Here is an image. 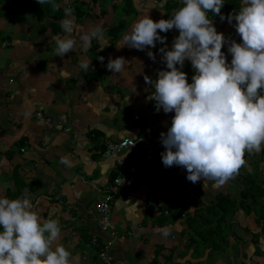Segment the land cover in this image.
Wrapping results in <instances>:
<instances>
[{
    "label": "crops",
    "instance_id": "crops-1",
    "mask_svg": "<svg viewBox=\"0 0 264 264\" xmlns=\"http://www.w3.org/2000/svg\"><path fill=\"white\" fill-rule=\"evenodd\" d=\"M34 1L0 0V197L18 199L26 194L41 222L58 221L61 228L58 243L71 253L70 264H103L98 258L99 246L110 237L99 230L95 205L114 176V161L104 154L106 145L137 136L161 145L159 134L167 132L174 112L165 114L162 109H155L154 102L148 99L154 89L145 83L144 77L155 80L158 71L168 70L158 50L165 46L171 50L178 33L174 28L168 33H159L166 37L165 45L157 42L155 48L139 51L124 43V32L119 43L113 47L108 44L110 51L103 63L91 62L97 79L89 81L88 72L80 64L87 62L88 57L93 58V54L77 48L64 57L56 56L55 37L66 38L67 34L52 35L50 19L39 22L33 18ZM166 1L133 0L137 16L128 23L134 24L152 14L163 19ZM239 4L241 8L242 0ZM96 8L98 12L93 8V17L76 22L85 32L95 25L107 30L117 23V13L110 10L101 17L99 7ZM211 15L208 16L218 33L229 42H242L233 26L235 20L229 24ZM16 35L26 37L20 40ZM97 41L100 48L95 54L106 44ZM228 46L225 44L221 51L230 64L232 56ZM147 51L154 53L155 61L149 59ZM109 57L125 58L127 62L121 73L113 74L106 68ZM139 58L145 59L141 65ZM144 64H150L147 72L139 69ZM45 67L47 70L41 69ZM180 70L191 83L195 73L190 61L185 60ZM115 83L121 86L122 95L116 91ZM160 153L154 155L139 183L123 191L114 201L110 220L117 237L110 250L111 264L115 261L150 264L156 253H159L157 264H264V227L256 221L258 214H264L259 212L262 210L259 200L256 198L254 203L256 213L253 210L245 215L241 196L245 188L229 187L230 182L236 183L241 172L250 173L249 168L256 166L255 163L261 171L264 169V147L259 153H245V164L223 185H216L212 180L189 182L183 167L165 168ZM65 157L70 161L67 166L61 163ZM104 157L106 160H102ZM119 157L127 163L138 164L143 153L141 148L127 149ZM161 193L167 194L169 202L179 199L186 202L185 208L179 204L181 213L168 217L172 218L171 222L162 223L163 220L151 213V197ZM218 202L226 203V208L236 207L230 225L233 235L230 237V232L226 235V245L218 236H212L209 241H217V253L206 247L201 255L194 257L197 242L192 234H197L194 227H199L189 220L195 222V218L206 217L213 208L210 212L214 217H208L210 223L221 226L227 219L224 211L221 213L222 210L214 207ZM163 230L169 231L167 237L162 234ZM252 233L257 235L250 237ZM92 238L97 239V245L91 242Z\"/></svg>",
    "mask_w": 264,
    "mask_h": 264
},
{
    "label": "clouds",
    "instance_id": "clouds-1",
    "mask_svg": "<svg viewBox=\"0 0 264 264\" xmlns=\"http://www.w3.org/2000/svg\"><path fill=\"white\" fill-rule=\"evenodd\" d=\"M37 2L50 4L53 10L61 7L54 0ZM181 4L168 19L154 22L148 15L138 19L123 40L130 48L145 51L157 42L165 45L166 37L159 33L178 30L171 50L166 46L158 50L168 70L158 71L155 80L144 77L154 89L148 99L155 109L174 112L167 132L159 134L164 148L161 161L165 168L183 167L193 184L212 180L223 185L245 164V153H259L264 147V0H242L240 10L227 17L221 14L224 0H181ZM64 5L60 26L67 37L55 39L56 56L77 48L87 51L93 39H104L101 26L85 32L76 24L68 0ZM209 13L229 24L235 20L242 42H229L218 33ZM225 44L230 64L221 51ZM146 54L155 61L152 51ZM98 59L103 63L104 57ZM185 60L194 69L191 83L180 70ZM126 62L124 57H109L106 68L119 74ZM80 67L87 72L91 61ZM61 163L67 166L70 161L65 157ZM33 207L26 194L18 199L0 197V264H70L71 253L58 243V221L41 222ZM162 234L167 237L169 231Z\"/></svg>",
    "mask_w": 264,
    "mask_h": 264
},
{
    "label": "trees",
    "instance_id": "trees-1",
    "mask_svg": "<svg viewBox=\"0 0 264 264\" xmlns=\"http://www.w3.org/2000/svg\"><path fill=\"white\" fill-rule=\"evenodd\" d=\"M239 1L240 0H224L223 10H221V14H223L225 17H227V15L229 13H232L233 11L240 9ZM54 2L61 5L59 10H53L50 4H47V3L39 4L37 2V0H35L32 3V13L34 14V16L36 17V19L39 22H43L45 19L51 20L49 22V26L52 30V35L63 34L64 31L62 30V28L60 26V21L64 18L63 9H64L65 5H64L63 0H54ZM92 5H96L99 7V9H100L99 14L101 17L106 16L110 12V10H112L113 13H117V16L119 17L117 20V23L115 25H113L112 27L108 28L106 31L107 35L111 38V39H109V42L111 41V43H112L111 46L113 47L116 44V42L121 38V35H123V33L125 32V29L128 25V22H131V20L135 19L137 16V11L134 8L133 0H74L71 3L68 2L67 6H70L73 9V15L76 18V22H79L84 18L93 17L95 15L93 12ZM181 6H182L181 3H174L173 0H169V1L167 0L165 5L163 6V10H164L163 19L170 18L173 10L178 9ZM109 7H110V9H109ZM211 17L213 19H220V16H218V15H211ZM224 21H227V19H225ZM42 26L44 27V24ZM176 31L179 35L178 30H176ZM99 48H100V44L98 43V41L96 39H93L91 42V47L88 49V51L94 55L95 52L97 50H99ZM92 66H94L93 63H91V67L87 71L88 73H86V79L89 81H91V80L93 81L94 79H97V77L93 73L94 67H92ZM138 148H140V147H138ZM247 174L251 175L250 173H247ZM114 176L112 177V179L114 178ZM112 179H111V181H112ZM28 187L30 188V185H28ZM241 196L243 199L242 211L244 213H246L245 215H249L253 212V208H254L253 193L251 191H249L247 188H245L242 191ZM248 198H251L250 203L248 202ZM223 201H225V200H223ZM179 204H181V206L183 208L186 207V202L184 201V199H179V201H173V202L170 201L168 203L169 207L174 209L172 215L177 213V212L181 213V210L179 208ZM225 204L226 203L218 202L214 207L216 209L222 210L221 213H223V211H224V213L226 215L228 214V212L232 213V215H233V213H234L233 211H235L236 207L235 208H232V207L226 208ZM183 208H182V211H183ZM224 208H226V210H224ZM210 210L214 211L213 208L209 209V214H207L206 217L201 218L203 220H202V223H199L198 229L202 230L201 231L202 234H203V232H205L207 234L206 238L208 241L205 240V241H207L206 247L211 248V250H216L219 248V247H215L217 245V241H209L211 239V237L212 236H218L222 242H224V240H226L225 239L226 237L222 236V230L219 229V227H220L219 224L218 225L215 224L216 226L211 225L210 218H208L210 216V213H211ZM259 212H264V211L260 210ZM221 215H223V214H221ZM221 215H220V217H221ZM226 215H224L225 218H226ZM213 217L214 216H212V213H211V218H213ZM158 219L163 220L162 223L172 221L171 220L172 218L170 219L168 217L167 218L162 217V218H158ZM256 221L258 222V224L262 223V227H264L263 226L264 225V214H258L256 217ZM189 222L192 224L194 223L193 220H189ZM206 224L208 226H204ZM194 241H196V240L194 239ZM158 255H159V253L155 254V257L150 264H157V256Z\"/></svg>",
    "mask_w": 264,
    "mask_h": 264
},
{
    "label": "built area",
    "instance_id": "built-area-1",
    "mask_svg": "<svg viewBox=\"0 0 264 264\" xmlns=\"http://www.w3.org/2000/svg\"><path fill=\"white\" fill-rule=\"evenodd\" d=\"M37 117L40 118L41 115L37 114ZM138 147L141 148L143 153V159L140 163H127L119 157L121 151ZM163 151L162 145H155L149 138L142 136L122 138L116 142L107 143L104 154L113 159L115 176L105 186L103 196L95 207L99 230L110 237L107 242L98 245V258L103 264H111L113 259L110 250L117 237V231L110 220V214L115 199L121 196L123 191L134 188L144 176L147 166L154 159V155ZM21 152H23V149H21ZM189 185L190 183L187 182L185 186L188 187ZM168 203L169 199L166 193L152 195L150 203L152 215L156 218L169 217L174 209L170 208ZM91 242L97 245L96 238H92Z\"/></svg>",
    "mask_w": 264,
    "mask_h": 264
},
{
    "label": "rangeland",
    "instance_id": "rangeland-1",
    "mask_svg": "<svg viewBox=\"0 0 264 264\" xmlns=\"http://www.w3.org/2000/svg\"><path fill=\"white\" fill-rule=\"evenodd\" d=\"M177 1H179V0H173L174 3H178ZM92 7L95 8V11L96 12H98V8H96V5H92ZM32 17L35 18L34 14H32ZM149 18L152 19L154 22L160 20L154 14L149 15ZM44 26H45V24H44ZM132 26H133V24L128 23V25H127V27L125 29V33H124L125 35L131 33ZM103 30H104V39L103 40H100V43L103 44V43L106 42V44H104L102 46V48L100 49V51L97 52V54H94L93 55V58L92 57H88V61L93 62V60H95V61H97V62L100 63L98 57H105L106 56V53L108 51H110L108 44L112 45L111 41L109 42V39H111V38L110 37H107V35H106L107 34V32H106L107 30L106 29H103ZM15 37L18 38V39H20V40L21 39L23 40V38L26 37V36H24V35H16ZM57 37H60V36H57ZM57 37H55V38H57ZM106 39L108 40V42H107ZM118 43H119V41H118ZM113 53H114V55H116V51H113ZM40 57H42V56H40ZM77 57L78 56H76V58ZM44 60H45V58H44ZM144 60H145L144 58H139V60H138L139 64L140 65L143 64ZM149 68H150V64H148V65H145L144 64L141 67H139V69H141L143 72H147ZM41 69L42 70H47L46 67L44 69L43 68H41ZM102 69H103V67H102ZM105 84L106 85H109L108 82L105 83ZM114 87L116 88V91L121 94V90H122L121 86H119V84L115 83V86ZM134 124H135V122H134ZM126 152H127V150L121 151L119 153V156L124 155V153H126ZM102 160H106V158L104 157ZM254 162H256V160ZM255 165L256 166H252L251 168H249L251 175H249L247 173L241 172L240 173V176L237 177L236 183L230 182L229 183V187L231 189H233V190L238 185H240L241 187L247 188L249 191H251V192L254 193V203H256V198H257L259 200V202H258L259 208H262V210H264V201L261 200V198H264V180H263L264 169L261 171V169L258 167L259 164L255 163ZM18 170H21V168H19ZM18 174H20L19 171H18ZM31 177L32 176L29 175V178H31ZM248 202H249V198H248ZM95 207H96V205H95ZM253 210H255V213H256V209H253ZM244 214H246V213H244ZM232 218H234L233 215H232V213H229L228 212V214L226 215V218H225V219H227V221H225L224 223H222L221 226L219 227V229L222 230V236L223 237H226V235L229 234L230 229L232 231V227H230V225L233 222L232 221ZM202 220L203 219H201V218H195V222H194L195 226H198L199 223L202 222ZM217 221H215V222H217ZM216 225H217V223H216ZM259 225H261V223H259ZM204 226H208V225L206 224ZM194 228L197 230L196 231L197 234H195V233L192 234V237L197 242V249L195 250L194 257H197V256L201 255V252L204 250V248H206L207 241L208 240L205 237V235H206L205 232H203V234H202L201 233L202 230H200V229H198L196 227H194ZM226 232H228V233H226ZM232 235H233V233L230 232L229 236L231 237ZM256 235L252 233L250 237H253V236H256ZM205 240H207V241H205ZM226 243H227V240H224V245H226ZM229 244L230 243H228V245ZM213 251H215V250H213ZM217 251H215V254L217 253ZM223 261L224 260L222 259L220 263H223ZM112 264H118V263H116V261H115ZM190 264H195V263H190ZM200 264H208V263L207 262H203V263H200Z\"/></svg>",
    "mask_w": 264,
    "mask_h": 264
},
{
    "label": "water",
    "instance_id": "water-1",
    "mask_svg": "<svg viewBox=\"0 0 264 264\" xmlns=\"http://www.w3.org/2000/svg\"><path fill=\"white\" fill-rule=\"evenodd\" d=\"M250 200V199H249Z\"/></svg>",
    "mask_w": 264,
    "mask_h": 264
}]
</instances>
